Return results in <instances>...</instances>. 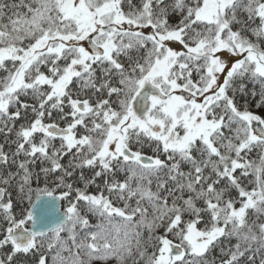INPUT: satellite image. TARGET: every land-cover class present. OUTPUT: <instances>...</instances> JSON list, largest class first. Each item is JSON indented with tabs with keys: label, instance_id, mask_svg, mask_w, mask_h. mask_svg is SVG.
<instances>
[{
	"label": "snow or ice",
	"instance_id": "6c2138e0",
	"mask_svg": "<svg viewBox=\"0 0 264 264\" xmlns=\"http://www.w3.org/2000/svg\"><path fill=\"white\" fill-rule=\"evenodd\" d=\"M0 264H264V0H0Z\"/></svg>",
	"mask_w": 264,
	"mask_h": 264
}]
</instances>
